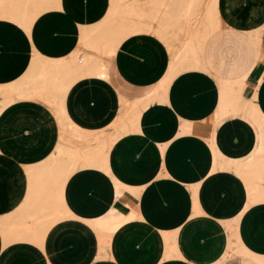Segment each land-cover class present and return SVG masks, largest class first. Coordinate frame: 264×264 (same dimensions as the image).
<instances>
[{
    "label": "crops",
    "instance_id": "1",
    "mask_svg": "<svg viewBox=\"0 0 264 264\" xmlns=\"http://www.w3.org/2000/svg\"><path fill=\"white\" fill-rule=\"evenodd\" d=\"M13 1L20 8L0 9V264H264V118L253 114L264 108V58L258 61L254 39L262 28L242 29L241 41L227 35L218 51L220 26L207 37L198 66L169 77L168 57L161 53L152 64L158 46L145 42V73L138 76L114 62L133 38L112 57L82 44L84 32L105 24L112 0H100L91 13L79 0H56L28 31L23 25L33 12ZM77 53L107 64L105 77H76L66 97L57 91L49 100L65 97L61 120L82 137L63 132L39 84L23 97L9 89L24 81L33 59L68 65ZM26 105L38 116L26 117ZM128 106L129 123L121 125ZM125 142L143 176L112 164V152ZM62 143L65 152L73 144L80 149L65 159L69 167L78 157L74 172H27L48 163ZM29 147L35 150L27 153ZM85 172H101L110 187L111 203L92 214L71 195L74 177ZM90 187L82 185L85 196L98 198Z\"/></svg>",
    "mask_w": 264,
    "mask_h": 264
},
{
    "label": "rangeland",
    "instance_id": "2",
    "mask_svg": "<svg viewBox=\"0 0 264 264\" xmlns=\"http://www.w3.org/2000/svg\"><path fill=\"white\" fill-rule=\"evenodd\" d=\"M83 1L84 0H79L77 2L78 4L81 3L84 6V8H87L89 10V13L97 12L98 7L101 6V4L99 5L98 3L100 0H90V2L84 1V3ZM121 1H122L121 4H123L125 7H129L132 4H134V2L139 1L141 3H145L148 0H121ZM168 1H171V0H168ZM15 4L16 2L13 0H0V7H3V8L5 7L12 8ZM211 4H212V0H199L197 4L198 7H197L196 13L190 16L189 18H182L181 21L177 23L176 25H174L172 29L169 31H164V32L160 31L161 25H162L161 23L163 22V18L161 16L141 19L137 16H131V15H125V14L109 17L106 20L105 24L102 27H100V29L102 32L104 31L105 33H109L107 32L108 28H112V27L118 28V26H120L121 24L127 23L128 25H130V29L132 31L131 33L142 35L141 37L139 36L132 37V35L126 32L127 37H126V40L124 41L127 42L131 40L132 38L134 39V41L130 45H128L127 43L124 44V46L122 47V51L120 53L121 54L120 59L117 58L114 60V62L117 63L119 68L130 70V72L132 73H135L136 71L138 76H140L142 73H145V65H146V60L144 59L145 42H149V43L152 42L153 46H158V50H159V52L157 53L158 56H155V55L154 57L152 56L154 58L152 64H154L156 61L155 57L161 58L160 56L161 53H163V56H162L163 59H165V56L168 57L167 59H168L169 64L166 69L167 71L172 66L177 56H179L182 53L183 49L188 45V43L191 40H195L193 44L194 46L195 45L198 46L200 43H202L203 40H205V38L209 36L208 37V40H209L214 34H216V32L219 31L220 26H221V30H220L219 37H218V51L222 48L223 42L227 35H232L233 37H236L239 41H241L242 36H243V33L241 32L242 29L249 30V29L262 28V35L260 36V38L257 39L256 36H254V39L258 45L257 46L258 47V61L263 60L264 58V31H263V28H264V0H219L218 16L220 19V24L214 30L207 26V24L210 21V17H211L208 14ZM104 5L105 6L107 5V0H105ZM101 16L102 15H100L97 18V20H99ZM154 24H158L157 32L151 33L149 31L153 29ZM136 25L139 29L138 31L133 30L136 28ZM261 39L263 40V46L261 45ZM82 44L85 47L89 48L90 49L89 51L91 53H98V54L100 53V54H104L107 57L113 56V55H110L109 50H106L103 46L97 48V46L87 45L84 42H82ZM131 48H133L132 49L133 52L136 49V53L132 56L130 55ZM160 49H162L163 51ZM75 57L80 58L81 60L85 62L84 66L85 68H87L88 71H90V69L96 65H99V67L101 65H104L105 67H107V64L100 62L94 56L90 54L86 55L84 53H77L75 54ZM149 63L150 61L148 62L147 65H149ZM213 66L216 67L214 64ZM169 72H170V69H169ZM38 80L40 81L42 79H37V81ZM197 84L200 85L201 88H202V85L205 84L202 77H197L196 81L194 82V85H197ZM262 84L264 85V80L261 79L260 87L262 86ZM32 85L30 87L34 88L36 85H38V83L36 85L35 84H32ZM30 87L27 90H30L31 89ZM13 88L14 89H11V86L9 87L11 91H16L20 97L26 96V93H27L26 90L24 91L23 89L20 88V86L19 87L15 86ZM35 97L38 99L44 100V97L42 95H37ZM46 101L49 103V105L53 106V108L55 109L56 115L59 119L60 125L62 126L63 132L65 133L66 131H69L71 133H76L79 137H82V134H80L81 132L75 129L73 125L70 124L68 127L66 125V122L61 120L60 116L58 115L57 104L53 103L48 98H46ZM10 102H12L11 99L6 100V102L4 103V106L9 104ZM119 104H120V101H119ZM118 107H119V111H118L119 112L118 115H119L121 113L120 111L121 105H119ZM129 108L130 106L126 108V111L124 113L123 122L121 125H124L125 123H129L126 117L132 110ZM195 108L196 110L199 111L200 109H203V105L201 106L196 105ZM24 109H25L24 111L25 116L27 112L26 117H28L30 114H33V116H38V112L35 111L36 107H30L26 105ZM111 129H113V125L108 129V131ZM59 135H60V128L58 127V137ZM107 138L105 139V141H109L110 143V144L108 143L110 147L109 149V154H110V151L113 147V143L115 142V140L113 139L112 135L109 137V140H107ZM69 140H73L75 142L74 138L72 137ZM129 146H130V143H127V142L122 143L119 145V147L116 150L112 152V164L116 167V169L119 172H121L124 175L129 176V174H137V175L143 176V174L145 173L140 172V171L138 172L137 170V167L140 169V167L136 165L137 162H135L134 159L131 161L129 160V156H128ZM71 147H72L71 150L69 149L67 152H65L64 146L62 143L56 155L52 156V158L48 161V163H45L41 167L35 168V169H41L42 172H50L54 168V165L57 163L58 165H61V167L70 169L72 170L71 172H74L73 167L75 166L76 160L78 159V157L74 156L73 160L71 161V164H69V167H66V163H65V159L69 158L70 160L71 153L75 152L77 149V146H75L74 144L72 146L71 145L69 146V148ZM31 148L34 149V147H29L28 149H30V151H28L27 153L32 152ZM94 148H96V145L93 146L92 143H89V149H94ZM77 150H80V149H77ZM97 152H99L100 154L101 150L98 149L97 151L95 150V151L86 153L82 159V164H85V160L88 159L90 155L97 153ZM109 154H107L104 158L108 157ZM28 170L29 171L27 172H30L34 169H28ZM69 174L70 173H67V176H69ZM87 183L91 186L90 188L94 186V189L98 191L99 193L98 198H96L95 196H92V197L90 196L89 198H87L85 196L84 191H82V185L84 184L87 185ZM97 185H99L98 188H96ZM72 186H73V191L71 195H72L74 204L78 207L80 206L88 207V209H83L82 210L83 212H86L88 214L96 213L99 210L98 207H106L108 206V204L111 203L110 187L108 183V178L105 177L101 172L79 173L74 177ZM101 198H103L104 200H102ZM130 205L134 206V203H131Z\"/></svg>",
    "mask_w": 264,
    "mask_h": 264
},
{
    "label": "bare ground",
    "instance_id": "3",
    "mask_svg": "<svg viewBox=\"0 0 264 264\" xmlns=\"http://www.w3.org/2000/svg\"><path fill=\"white\" fill-rule=\"evenodd\" d=\"M23 1H24V6H23L24 10L25 11L28 10V12L29 11L33 12V18H27L24 25H23V28L25 30H27L29 28V25L32 24L31 19H34L36 17V15L38 13L42 12L43 10L54 7V5L57 2L56 0H23ZM198 1L199 0H171V1H168V0H148L145 3H141L139 1H137V2H134V4H132L129 7H125L123 4H121L122 3L121 0H112V1H110L111 7H110L109 14L107 16V19L111 16L121 15V14L137 16L141 19L152 18L155 16H161L163 18V22L161 23L162 25H161L160 31L164 32V31L171 30L172 27L174 25H176L177 23H179L182 18H189L190 16L194 15L197 11ZM18 3H21V2H18ZM22 4H23V2H22ZM58 4H56V6ZM16 6L17 5L15 4L11 9L15 8ZM19 6L20 5H18L17 7H19ZM19 8H16L17 11L18 12L22 11V9L20 10ZM0 9H3V7H0ZM218 9H219V0H212V4L210 5V9L208 12V14L211 17H210V21L207 24V26L212 28L213 30L216 29L219 25ZM4 10L0 11L1 14H2V11H4ZM25 11H23V12H25ZM22 15H24V14H22ZM8 16L9 15H7V17ZM21 16H19V17H21ZM27 16L28 15H25V18ZM13 17L12 18L8 17V19L11 20V19H13ZM19 17H18V20H19ZM22 20H23V18H22ZM16 21L17 20H15V22ZM20 22H22V21H20ZM133 30H135V31L139 30L137 25H136V28ZM107 32H109V33H105L104 31L102 32L100 27L94 28V30L86 31L82 35V42H84L87 45L97 46V48L103 46L106 50H109L110 55H113L124 44V42H125L124 40H126V37H127L126 32H128L130 35H132V37L133 36H142V35H137V34L131 33L132 31L130 29V25H128L127 23L121 24L120 26H118V28H116V27L108 28ZM206 39L207 38H205V40H203L202 43H200L198 46L197 45L194 46L193 42H195V40H191L188 43V45L183 49L182 53L179 56H177L174 63L172 64V66L169 68L170 72H169V69L166 71V76L169 77V76L175 74L176 72L184 70V69L191 67V66L192 67L195 65L198 66L199 56H201V54H202L203 46H204ZM73 57L74 58L72 59L71 64H68V65H62L59 63H51L50 61L45 62L42 59L40 61L33 59L30 71L26 75V78L25 79L23 78L24 81L22 83H20L21 82L20 81L19 85L15 84L14 86H11V89H14L13 87H15V86L16 87L20 86V88L23 89L24 91L25 90L28 91L27 89L32 84L36 85L38 83L40 85L41 89L44 91V93H46V95H47L46 98L49 97L48 99H50V95L52 94V95L56 96L57 91H64L63 96H65V94H66L65 91L69 90L71 84L74 83L76 77H82V76L105 77L106 67L104 65H101L100 67H99V65L93 66L90 69V71H88L87 68H85V66H84L85 65L84 61L79 60L77 57H75V55ZM72 76H73V78H72ZM37 79H42V80H40L41 81L40 82L39 80L37 81ZM0 87H2V86H0ZM32 87H33V85H32ZM262 89L264 90L263 84H262ZM18 90H20V89H18ZM63 96L60 97L61 98V99H59L60 102L56 101L58 103V104L57 103L56 104L58 106V113H59L61 119L66 120V117H65L66 115H65V110H64V101H65L66 96L65 97H63ZM254 108H255V110H253V114L261 115L264 118V108H262V107H259L258 109H256L257 107H254ZM259 167H260L259 169L264 170V162L262 164H260ZM71 171L72 170L67 169V168H63V167H61V165H58L56 163L54 165V168L50 172H57V173L58 172H64V174L67 176V173H70V174L72 173ZM30 172H42V170L41 169H34ZM38 175L40 176V174H38ZM50 175H51V177L53 176V174H50ZM50 175H49V177H50ZM37 177L38 176H36V178ZM41 183H42V180H41ZM44 183L46 185L47 182L45 181ZM37 184H39V183H37ZM33 186H35V185H33ZM38 186L39 185H37L33 188L36 189V187H38ZM31 187H29V188H31ZM45 187H47V185ZM39 188L42 189L41 187H39ZM35 189L32 190V192L37 191ZM31 194H33V193H31ZM31 194H30V196H33V197L35 196V194L34 195H31ZM31 199H34V198L31 197ZM29 201L33 202L32 200H29ZM30 204L31 203H29V207H31V208L36 205V203L33 206L32 205L30 206ZM32 213L34 214L35 211ZM35 215H33L34 219H35ZM14 218L16 219V217H14Z\"/></svg>",
    "mask_w": 264,
    "mask_h": 264
}]
</instances>
